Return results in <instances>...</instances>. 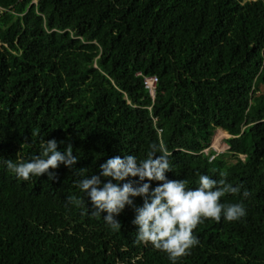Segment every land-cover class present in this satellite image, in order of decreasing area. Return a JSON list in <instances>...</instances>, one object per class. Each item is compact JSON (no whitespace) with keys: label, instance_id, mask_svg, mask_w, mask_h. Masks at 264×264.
Here are the masks:
<instances>
[{"label":"trees","instance_id":"1","mask_svg":"<svg viewBox=\"0 0 264 264\" xmlns=\"http://www.w3.org/2000/svg\"><path fill=\"white\" fill-rule=\"evenodd\" d=\"M219 130L226 154L211 147ZM51 139L74 166L27 181L6 167ZM154 143L168 180H224L240 191L220 202L246 209L205 219L177 264H264V0H0V264H171L136 239L143 198L113 229L78 187Z\"/></svg>","mask_w":264,"mask_h":264},{"label":"clouds","instance_id":"2","mask_svg":"<svg viewBox=\"0 0 264 264\" xmlns=\"http://www.w3.org/2000/svg\"><path fill=\"white\" fill-rule=\"evenodd\" d=\"M158 152L161 153L159 156ZM76 163L71 145L61 151L55 139L42 142L40 154L29 161L14 163L5 160L6 167L18 179L25 181L44 174L52 179L54 174L49 169L60 165L71 168ZM168 171L171 169L165 148L154 143L149 145L148 155L142 160L131 154L107 159L100 165L99 175L82 179L78 187L90 198L95 209L92 214L106 212L103 218L113 229L121 228L115 217L126 206H134V198H143L142 206L135 207L133 220L138 229L137 241L150 243L155 249L165 252L171 264H177L179 258L189 255L191 249L199 244L194 229L205 219L219 222L223 217L227 222L238 221L246 215V209L240 203L220 202L226 193L240 191L224 180L200 175L198 187L191 190L184 180H168ZM130 177L138 180L121 183ZM102 178L108 182L102 183ZM145 180L160 183L150 191V183ZM73 203L79 204L80 201Z\"/></svg>","mask_w":264,"mask_h":264},{"label":"rangeland","instance_id":"3","mask_svg":"<svg viewBox=\"0 0 264 264\" xmlns=\"http://www.w3.org/2000/svg\"><path fill=\"white\" fill-rule=\"evenodd\" d=\"M229 136L228 134H226L224 131L219 130L215 137L213 138V142L211 147L218 153V154H226L229 150L228 145L226 144L225 140L228 139ZM228 160V162L230 163H234L235 160L228 156L226 158Z\"/></svg>","mask_w":264,"mask_h":264},{"label":"built area","instance_id":"4","mask_svg":"<svg viewBox=\"0 0 264 264\" xmlns=\"http://www.w3.org/2000/svg\"><path fill=\"white\" fill-rule=\"evenodd\" d=\"M156 84H157L156 77L144 78V85L151 92V94L155 92Z\"/></svg>","mask_w":264,"mask_h":264},{"label":"water","instance_id":"5","mask_svg":"<svg viewBox=\"0 0 264 264\" xmlns=\"http://www.w3.org/2000/svg\"><path fill=\"white\" fill-rule=\"evenodd\" d=\"M154 96V93L152 94ZM229 136V135H228ZM230 137V136H229Z\"/></svg>","mask_w":264,"mask_h":264}]
</instances>
